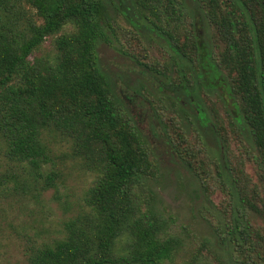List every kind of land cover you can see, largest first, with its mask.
<instances>
[{
	"label": "trees",
	"instance_id": "1",
	"mask_svg": "<svg viewBox=\"0 0 264 264\" xmlns=\"http://www.w3.org/2000/svg\"><path fill=\"white\" fill-rule=\"evenodd\" d=\"M126 1L132 33L143 41L148 30L168 53L162 62L135 57L168 80L139 81L135 91L173 157L209 197L222 192L218 235L173 233L174 215L156 207L159 155L100 63L104 1L0 0L9 164L0 202L57 189L51 142H69L96 174L85 209L34 245L28 264H264V0Z\"/></svg>",
	"mask_w": 264,
	"mask_h": 264
},
{
	"label": "rangeland",
	"instance_id": "2",
	"mask_svg": "<svg viewBox=\"0 0 264 264\" xmlns=\"http://www.w3.org/2000/svg\"><path fill=\"white\" fill-rule=\"evenodd\" d=\"M103 1L107 40L98 44L100 63L159 155V175L151 183L158 195L156 207L165 216L174 215L171 232L185 235L189 229L214 241L218 235L216 227L223 221V213L216 207L222 192L215 191L209 197L199 177L173 157L170 145L153 133L150 105L143 103L135 91L139 81L153 88V81H168L135 58L162 62L163 55L168 54L165 46L160 39L150 36L148 30L140 33L143 41L132 33V26L121 12L126 11V0ZM216 90L225 93L221 87ZM51 143L62 172L57 189L50 188L36 196L35 191L9 195L0 202V264H28V253L34 245L60 236L64 222L86 207L85 194L96 177L95 172L85 168L81 159L73 155L69 142ZM8 165L0 140V174L9 170ZM248 171L255 174L252 167Z\"/></svg>",
	"mask_w": 264,
	"mask_h": 264
}]
</instances>
